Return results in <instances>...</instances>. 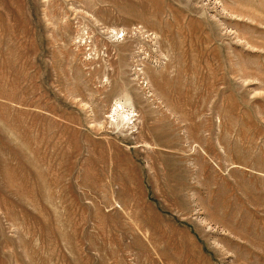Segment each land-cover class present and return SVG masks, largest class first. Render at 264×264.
<instances>
[{
    "label": "rangeland",
    "instance_id": "1",
    "mask_svg": "<svg viewBox=\"0 0 264 264\" xmlns=\"http://www.w3.org/2000/svg\"><path fill=\"white\" fill-rule=\"evenodd\" d=\"M0 264H264V0H0Z\"/></svg>",
    "mask_w": 264,
    "mask_h": 264
}]
</instances>
